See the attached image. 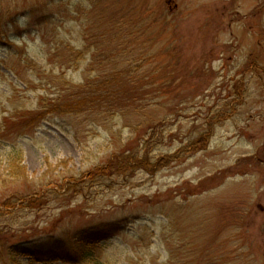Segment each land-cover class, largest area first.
<instances>
[{"label": "rangeland", "instance_id": "374dc122", "mask_svg": "<svg viewBox=\"0 0 264 264\" xmlns=\"http://www.w3.org/2000/svg\"><path fill=\"white\" fill-rule=\"evenodd\" d=\"M79 255L264 264V0H0V264Z\"/></svg>", "mask_w": 264, "mask_h": 264}, {"label": "trees", "instance_id": "16d2710c", "mask_svg": "<svg viewBox=\"0 0 264 264\" xmlns=\"http://www.w3.org/2000/svg\"><path fill=\"white\" fill-rule=\"evenodd\" d=\"M107 85L110 87L109 84H107ZM134 160L136 161L135 166L132 163V161H134ZM147 162H148V160L146 158L145 159H136V158H131L128 156H116L115 158H113V160L108 165H106L104 167H99V168H97V170L94 173L89 174V177L92 176L93 179H90L88 181L98 180L99 178L100 179H106V178L112 177L113 175H124V177H125L129 173H132L133 170L135 169L134 167H136L137 165H139V166L142 165V167H140V168L146 169V167H147L146 163ZM68 192H71V191L68 190L67 193ZM74 193H76V192H74ZM21 200H23V198ZM47 202L48 201H46L45 199L31 198L27 202V204L21 205V206L27 207V208L37 209L39 207L46 205ZM16 205L17 204H12L11 202H8V203H5L3 205V207L14 208V207H16ZM113 230H116V227H113L112 225L111 226L106 225V224L105 225L104 224L98 225L96 227L91 228L90 231L88 230L87 232H85V234L82 235L81 238L83 240L89 241L90 243H92L91 241H93V242H95L94 245H96L97 242H99V241L111 239L114 236V233H112ZM86 241H84V242H86ZM68 260L69 261L68 262L66 261L65 264H94V262L92 260L87 262L86 257L83 258L80 255L78 257H75V258H69Z\"/></svg>", "mask_w": 264, "mask_h": 264}]
</instances>
